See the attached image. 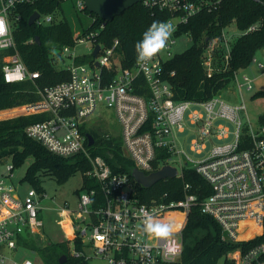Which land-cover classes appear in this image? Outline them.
<instances>
[{"label": "built area", "instance_id": "built-area-1", "mask_svg": "<svg viewBox=\"0 0 264 264\" xmlns=\"http://www.w3.org/2000/svg\"><path fill=\"white\" fill-rule=\"evenodd\" d=\"M35 1L0 0V17L6 21V31L0 34V52L11 51L2 56L0 64V78L7 83L36 81L40 77V71L27 68L13 34L14 22L21 18V13L14 10L18 5ZM68 1L71 0H62ZM72 1L87 21L74 27L75 45H65L59 51L60 66L70 72V78L44 88L37 86L40 98L20 105L22 114H48L47 118L26 127L28 136L55 154L66 157L81 154L91 163L84 174L97 184L80 192L78 208L73 211L78 226L73 247H69L71 258L76 260L71 264H93L94 258L107 264L177 261L182 257L189 214L196 205L218 222L222 240L234 245L225 256L229 264H264V121L255 125L249 116L243 120L242 113L248 115L246 103L228 101L220 92L206 100L176 99L164 69V62L176 54L172 49L181 25L202 9L212 8L213 0H142L151 9L169 12L170 16L162 21L173 24L175 31L168 46L158 55L143 64L135 59L129 66L124 64L118 38L109 44L99 40L107 20L99 21L87 11L85 0ZM59 19L54 13H40L35 22L48 25ZM257 28V24H252L230 37L224 28L219 37L208 39L204 48L208 75L214 71L219 48L226 51L225 59H229L233 38ZM184 34L192 40L189 33ZM80 44L89 51L76 52ZM98 44L100 48L94 54ZM262 52L254 55L247 68L256 65L264 69V49ZM88 55L87 60L77 61ZM252 81L244 72L234 73L233 83L239 90L251 89ZM105 106L114 109L122 126L121 135L107 132L105 136L121 138L123 153L135 167L146 173L155 171L158 155L165 150L169 155L159 162L156 170L170 164L177 169L176 177H183L185 168H193L207 181L211 192L200 200L187 182L181 199L162 196L140 200L129 173L114 171L102 154L90 149L99 145L92 130L86 132L85 128L98 118L97 109ZM221 119L233 122L235 129L218 122ZM187 122L196 134L191 149L197 153H203L214 137L232 136V140L212 143L206 157L192 160L178 148L176 135L187 128L191 130ZM87 133L95 138L92 145L88 143ZM174 155L179 157L180 168L172 162ZM14 169L12 162L0 173V264H35L30 258L17 259L16 252L30 246L22 239L34 238L41 247L45 244L38 190L31 187L21 198L12 180ZM148 217L172 224L171 235L156 237L145 233L143 226Z\"/></svg>", "mask_w": 264, "mask_h": 264}, {"label": "trees", "instance_id": "trees-1", "mask_svg": "<svg viewBox=\"0 0 264 264\" xmlns=\"http://www.w3.org/2000/svg\"><path fill=\"white\" fill-rule=\"evenodd\" d=\"M213 3L215 5L212 8L202 9L189 22L181 25L178 33H189L192 44L185 51L176 53L164 62L166 77L172 84L174 96L178 100L209 99L229 87L233 83L234 73L247 68L254 55L264 49V0H213ZM14 11L21 13V18L15 21L13 26L18 52L29 70L40 71V77L36 81L28 79L18 83H7L0 78V110L35 102L40 98L37 86L44 88L70 78V72L60 66L59 51L65 45H75L74 27L83 25L84 21L79 17V23L74 24L71 18L64 14L62 0H37L34 3L18 5ZM35 11L42 14L54 13L56 16L61 14V17L48 25L36 22L29 24V18ZM92 14L96 15L99 21L103 20L96 13ZM169 16L170 13L167 11L151 9L139 2L117 15L112 21H107L99 40L109 44L118 38L121 43L120 51L124 55V64L129 66L136 59L134 45L142 39L143 33L153 21H162ZM233 22L240 31L252 24H257L258 28L233 38L229 59H225L226 51L219 48L216 51L218 60L214 65V71L212 75H208L204 66V48L207 42L205 38L219 37L223 29ZM37 36L40 37V44L36 41ZM8 52L11 51L0 52V64L2 56ZM88 57L90 56L79 57L77 61H85ZM173 71L174 74H171ZM262 95L264 91L254 94L256 97ZM47 117V113H36L0 119V158H12L16 167L24 163L29 156H33L34 160L29 165L24 179L39 190L44 175L53 176L59 183H64L78 171L85 173L91 167L86 156L77 154L66 157L55 154L41 142L27 135L25 129L30 123ZM260 120L264 121V113ZM92 133L99 147L91 146L90 149L94 153L102 154L114 171L128 172L136 183V195L142 201L162 196L168 199H181L187 182L191 184L190 191L197 193L200 200L211 192L207 181L190 167L184 169L183 177H168L151 187H145L137 183L132 175L135 164L124 155L121 138L106 137L97 130H92ZM168 155L165 150L160 151L155 163L156 169L159 162ZM95 184L97 183L94 180L85 176L81 190ZM22 241L35 247L33 239L26 238ZM232 248L234 245L222 240L218 222L212 216L203 213L200 205H196L193 206L184 229L182 257L177 261L161 264H219L223 258L224 264H229L225 256ZM41 251L52 252V258H47V264H61L59 258L63 254L68 257L65 264L76 262L70 256L69 245L56 246L48 242L42 246Z\"/></svg>", "mask_w": 264, "mask_h": 264}, {"label": "rangeland", "instance_id": "rangeland-1", "mask_svg": "<svg viewBox=\"0 0 264 264\" xmlns=\"http://www.w3.org/2000/svg\"><path fill=\"white\" fill-rule=\"evenodd\" d=\"M64 14L71 18L72 22L79 23V17L84 21H87L86 16L78 13L74 7V2L68 1L64 3ZM61 17V14L59 15ZM227 36H232L240 32L235 22L225 27ZM208 42V37H206ZM205 44V47L207 45ZM192 44V40L186 34H179L177 37V43L173 46L172 51L174 53H181L185 51ZM76 52L83 53L89 51V49L80 44L76 47ZM263 49L258 51V54H263ZM259 55V56H260ZM241 72L248 74L253 81L251 82V89L243 87L239 90L237 85L231 83L227 88L220 91L222 97L232 102H245L248 109V115L243 112L242 119L246 120L247 117L257 125L260 121V116L264 113V95L254 96L258 91H264V69L257 67L256 65L245 68ZM21 106L0 110V119L9 117H15L22 114ZM98 118L94 121H90L86 126V132L91 130H97L102 134L107 132L121 135L122 126L116 116L114 109L110 107L98 108L96 116ZM229 127L230 130L235 129V125L231 121L224 119L219 120ZM188 128L183 133L176 132L178 139V148L183 150L192 160H201L206 157L212 147V143L219 144L232 140V136L228 139H218L214 137V140L207 143V149L203 153H197L191 149V143L193 138L196 136L195 132L192 131V125L187 122ZM183 162L185 156H181ZM175 159V160H174ZM34 157L29 156L24 163L16 166L14 169V177L12 178L13 183L17 185V190L21 198L26 194L29 188L32 186L27 180L24 179L26 171L29 165L33 162ZM13 160L10 157L0 158V173L5 171L6 164L12 163ZM180 168L179 157L174 155L173 161ZM41 190H38V199L40 210V216L43 220L44 226L42 228V234L44 236L45 243H53L56 246L73 247L74 235L78 226V217L74 214V210L78 208L79 196L82 191L81 188L84 185L85 176L82 171H78L75 175H72L64 183H59L56 178L50 175H44L41 178ZM68 209V210H65ZM35 247H21L16 252L17 259L30 258L35 264H47V258H52L51 251H41V246L37 244L34 238ZM93 264H107V262L100 258H94ZM219 264H224V258L221 259Z\"/></svg>", "mask_w": 264, "mask_h": 264}, {"label": "clouds", "instance_id": "clouds-1", "mask_svg": "<svg viewBox=\"0 0 264 264\" xmlns=\"http://www.w3.org/2000/svg\"><path fill=\"white\" fill-rule=\"evenodd\" d=\"M6 31V21L0 17V34ZM175 31V26L167 21H153L143 33L142 39L134 45L137 63L143 64L158 55L168 46V41ZM143 231L156 237H168L173 225L157 221L152 217L145 220Z\"/></svg>", "mask_w": 264, "mask_h": 264}, {"label": "water", "instance_id": "water-1", "mask_svg": "<svg viewBox=\"0 0 264 264\" xmlns=\"http://www.w3.org/2000/svg\"><path fill=\"white\" fill-rule=\"evenodd\" d=\"M142 0H85L86 7L89 11L96 13L101 18L112 21L117 15H120L126 9L134 6L135 4L141 2ZM259 1V0H257ZM40 12L35 11L29 18V24H33L36 19L39 17ZM38 44L41 43L40 37H36ZM100 45H96L94 54L98 52ZM88 143L92 145L95 142V138L91 133H87ZM132 175L135 178L136 182L145 186L151 187L156 184L158 181L168 178L175 177L177 175L176 167L166 164L158 170H155L150 173H146L138 167L132 169ZM67 261V255L63 254L59 258L61 264Z\"/></svg>", "mask_w": 264, "mask_h": 264}]
</instances>
